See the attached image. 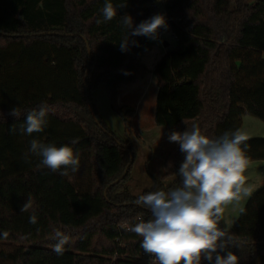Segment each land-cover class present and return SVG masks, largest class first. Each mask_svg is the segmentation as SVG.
<instances>
[{
	"label": "trees",
	"instance_id": "obj_1",
	"mask_svg": "<svg viewBox=\"0 0 264 264\" xmlns=\"http://www.w3.org/2000/svg\"><path fill=\"white\" fill-rule=\"evenodd\" d=\"M160 1L172 18L177 43L153 70L156 124L168 134L197 124L215 139L241 130L245 114L264 121V0ZM104 2L0 0V242L14 246L0 250L3 264H110L121 229L152 218L136 199L181 185L178 172L185 156L175 142L164 161L165 175L173 177L168 185L156 181L134 195L128 184L133 163L122 177L135 160L134 145L108 128L92 94L103 84L126 129L131 127L134 110L118 103L119 89L148 74L140 56L155 42L134 36L128 51L121 52L119 21L128 14L138 25L154 8L150 0H127L112 21L98 24ZM42 103L50 108L47 126L32 136L21 134L27 112ZM13 107H19V119L9 115ZM14 123L17 131L11 133ZM33 138L72 146L79 171L61 176L41 167L39 157L26 162ZM245 144L248 161L264 160V137ZM29 194L32 208L21 212ZM32 214L36 224L29 223ZM57 231L70 238L62 256L53 251ZM228 231L238 264H264V187ZM124 240L123 253L143 250L142 237L125 231ZM116 264L137 263L119 257Z\"/></svg>",
	"mask_w": 264,
	"mask_h": 264
},
{
	"label": "clouds",
	"instance_id": "obj_2",
	"mask_svg": "<svg viewBox=\"0 0 264 264\" xmlns=\"http://www.w3.org/2000/svg\"><path fill=\"white\" fill-rule=\"evenodd\" d=\"M126 6L127 0L115 6L112 0H105L101 10L103 19L97 23L112 21L117 16V9ZM119 25L123 34L119 49L126 52L133 42L132 37L156 39L158 30L167 27V22L164 15L155 14L134 26L133 18L125 14L121 16ZM49 111L48 105L42 103L39 108L27 112L19 125L20 133L32 136L42 132L47 126ZM9 115L19 119V107H13ZM16 131L14 123L10 132ZM168 139L178 143L185 156L178 172L181 185L169 191L157 190L140 195L135 203L149 210L152 218L146 222L141 220L128 230L142 237L141 247L151 256L149 264H201L202 257L209 264L213 259L214 264H238V257L229 250L235 242L228 229L221 228L220 224L224 218V206L251 194L245 178L249 163L245 153L246 135L237 129L225 131L213 139L202 134L200 127L193 124L190 130L171 132ZM77 142L73 139L71 144ZM29 143L30 147L24 154L26 162L31 156L39 157L41 167L61 176H67L69 170L72 173L79 171L80 159L72 146L57 147L35 138ZM32 204L29 194L20 211L28 212ZM29 223H37L35 214L30 215ZM55 237L57 243L53 251L62 256L70 238L60 231L55 233ZM222 252L225 254L221 255Z\"/></svg>",
	"mask_w": 264,
	"mask_h": 264
},
{
	"label": "rangeland",
	"instance_id": "obj_3",
	"mask_svg": "<svg viewBox=\"0 0 264 264\" xmlns=\"http://www.w3.org/2000/svg\"><path fill=\"white\" fill-rule=\"evenodd\" d=\"M158 3L162 4L160 0ZM161 40L162 43H154L151 50L140 56L149 70L148 74L139 81L140 89L133 93L129 92L127 87L121 90V104L137 110L134 126L131 123V127L126 129L123 118L112 107L109 93L103 84L99 85L92 94L97 112L108 128L120 140H129L134 145L136 155L132 162L131 179L128 182L134 195H139L153 187L156 181L168 185L173 180L172 176L165 175L164 166L173 142L168 139V131L157 125L154 119L158 84L153 70L163 55L176 46L177 41L171 29L164 30ZM165 42L168 45H165ZM242 119L243 125L240 131L246 135V140L264 137L263 120L250 114H245ZM245 178L246 186L251 188V194L224 206L223 228L231 229L250 197L264 187V160L249 161ZM12 248L13 245L0 242V250L8 251ZM0 264H3L1 260Z\"/></svg>",
	"mask_w": 264,
	"mask_h": 264
},
{
	"label": "built area",
	"instance_id": "obj_4",
	"mask_svg": "<svg viewBox=\"0 0 264 264\" xmlns=\"http://www.w3.org/2000/svg\"><path fill=\"white\" fill-rule=\"evenodd\" d=\"M159 0H156L154 2H152V7L154 8L153 12L148 15L146 17V19H149L150 17H152L155 14H162L165 16L166 18V22H167V27H165L164 30L166 29H171L174 35V31L172 28V18L169 15V12L167 11V9L164 8L163 4L158 3ZM176 22V20H174ZM164 30L160 31L158 33V36L156 39H153V41L157 44L162 43V36L164 34ZM130 225H126L123 230L121 229L119 236L117 237V242H118V250L113 254L112 258H111V262L110 264H116L117 263V258L122 257L125 260H134L137 264H149V261L151 259L150 254H147L144 252V250H141L139 253L135 254V255H130L127 254L126 252L123 253V250H126L128 247V243L124 240V232L125 231H129ZM122 250V251H121ZM201 264H204L201 261Z\"/></svg>",
	"mask_w": 264,
	"mask_h": 264
},
{
	"label": "crops",
	"instance_id": "obj_5",
	"mask_svg": "<svg viewBox=\"0 0 264 264\" xmlns=\"http://www.w3.org/2000/svg\"><path fill=\"white\" fill-rule=\"evenodd\" d=\"M142 79H143V78H142ZM140 80H141V79H139L138 81H136L135 83H132V84H130V85H124V86H122V87L119 89L118 103H119L120 105L127 106L126 104H121V90L123 89V87H127L128 91L133 93V92L137 91L138 89H140V87L138 86ZM139 85H140V84H139ZM136 111H137V110H136ZM136 111L134 110V115H133V117H132V119H131V123L133 124V126H134V122H135ZM135 131H136V129H135ZM169 151H170V150H169Z\"/></svg>",
	"mask_w": 264,
	"mask_h": 264
},
{
	"label": "water",
	"instance_id": "obj_6",
	"mask_svg": "<svg viewBox=\"0 0 264 264\" xmlns=\"http://www.w3.org/2000/svg\"><path fill=\"white\" fill-rule=\"evenodd\" d=\"M150 1H151V2H154V1H156V0H150ZM87 45H88L89 53H91L90 45H89L88 42H87ZM165 45H168V43L165 42ZM88 72H89V68L87 69V74H88ZM85 80H87V75H86V77H85ZM86 94H87V97H89V96H88V89H87V87H86ZM132 162H133V158H131L130 163H129V165L127 166V168H126L124 174L122 175V177H124V176L126 175L127 170H128V168L130 167V165L132 164ZM117 181H119V180H117ZM117 181H116V182H117ZM116 182H114V183H116ZM114 183H113V184H114Z\"/></svg>",
	"mask_w": 264,
	"mask_h": 264
}]
</instances>
